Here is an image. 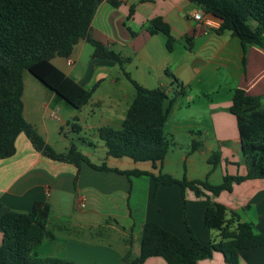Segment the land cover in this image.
<instances>
[{"label":"crops","instance_id":"0c3cea01","mask_svg":"<svg viewBox=\"0 0 264 264\" xmlns=\"http://www.w3.org/2000/svg\"><path fill=\"white\" fill-rule=\"evenodd\" d=\"M197 13H202V21L195 20ZM158 18L170 28L174 40L171 51L166 35L151 33V23ZM206 20L213 24L207 26ZM219 23L189 0H120L118 6L103 0L92 20L91 36L127 60L123 66L98 55L88 40L80 41L70 57L51 59L81 87L94 89L85 106L75 109L31 73H23L25 121L56 153H66L75 146L93 165L105 164L112 171L97 170L87 163L77 167L51 160L20 134L15 154L0 159V246L3 215L30 212L37 202L51 207L49 229L54 239L45 240L35 254L41 257L39 251L50 241L54 253L41 258L77 264H123L128 251L138 258L145 223L172 232L187 248L193 244L189 230L200 243L210 244L216 236L204 224L210 202L236 212L264 235V179L247 180L231 192L208 199L189 190L183 197L179 185H158L152 176L161 173L177 180L219 185L226 174H246L238 121L230 107L236 89L260 98L264 106V48L243 46L231 32L217 34ZM170 74L183 84L185 94L176 99L165 125L171 146L164 161L154 165L108 156L98 129L122 128L135 96L131 81L146 89L165 87L171 97L175 85ZM194 84L202 93L212 92L217 97L196 100ZM66 127L75 137H67ZM82 133H89L93 140L80 137ZM76 137L80 146L85 144L88 149L76 145ZM213 153L221 155L215 167L210 164ZM114 169L149 175L126 176ZM104 231L109 243L95 241ZM143 264L167 263L152 257ZM198 264L227 263L216 252ZM239 264H264V246L240 251Z\"/></svg>","mask_w":264,"mask_h":264},{"label":"trees","instance_id":"16d2710c","mask_svg":"<svg viewBox=\"0 0 264 264\" xmlns=\"http://www.w3.org/2000/svg\"><path fill=\"white\" fill-rule=\"evenodd\" d=\"M103 0H0V159L13 156L16 139L25 134L34 148L45 157L79 167L87 163L101 171L111 170L105 164L93 165L88 158L72 146L59 154L48 145L36 129L23 116V73L29 72L75 109L85 106L93 91L87 90L54 66L55 56L68 58L75 46L88 40L96 53L117 60L123 66L127 61L107 50L91 36V24ZM114 6L120 0H107ZM201 7L206 15L218 20L216 31L222 35L231 32L243 46L254 44L264 48V0H189ZM163 33L167 48L172 50L170 28L162 19L151 23V33ZM169 74V72H168ZM174 92L159 87L146 89L134 81V100L122 128L98 129L107 154L135 162L162 163L170 149L171 141L165 125L176 99L185 94L183 84L174 77ZM129 77V76H128ZM230 112L237 117L242 144L245 175H229L219 185L207 181L177 180L172 176L152 175L158 185L177 184L196 197L219 196L231 192L237 184L247 180L264 179V106L258 97L236 89ZM221 155L213 153L210 164L220 163ZM112 171V170H111ZM126 176L149 175L137 170L121 172ZM51 207L37 202L30 212L9 211L1 219L2 244L0 264H77L59 258H41L35 249L45 240L54 239L49 229ZM205 227L217 234L210 244H202L189 230L193 242L190 248L172 232L155 223H145L141 228V254L133 258L128 251L123 264H143L149 258H162L167 264H198L199 260L222 254L227 264H239L240 251L264 246V235L258 234L251 223L225 206L210 202L205 213Z\"/></svg>","mask_w":264,"mask_h":264},{"label":"rangeland","instance_id":"374dc122","mask_svg":"<svg viewBox=\"0 0 264 264\" xmlns=\"http://www.w3.org/2000/svg\"><path fill=\"white\" fill-rule=\"evenodd\" d=\"M194 6H195V4H194ZM27 74H29V73H27ZM192 92H193V96H194L195 98L198 97V98H196V100L204 99L206 96H209V97L215 96V97H217V95H216V94H213L212 92H210V93H202V90H200V89H199V86L196 85V84H194V86H193V91H192ZM218 95L222 96V93H219ZM193 121H194V119H193ZM194 124H196V123H194ZM68 130H69V129L66 127V128H65V134L67 135V137H69V139H71L72 137H75V135H73V136L71 135V130H69V131H68ZM80 137H83V138H85L86 140H90V141L93 140L92 136H90L89 133H87V134L82 133ZM74 143H75L76 145H78V146L81 145V143L77 140V137H76ZM83 146H85V147L88 149V146H86L85 144H84V145L82 144V146H80L81 149L85 150V147L83 148ZM213 232H214V234H217L215 231H213ZM111 235H112V234H111ZM107 237H108V235H107L106 232L104 231L103 233L100 234L99 237H96L95 241L100 240V241H102L103 243H106V242L109 243V240H108V239H110V238H107ZM110 237L113 239L112 242H114V241H115V236L112 235V236H110ZM49 242H50V241H46V242H45L46 245H44V247H42L41 250L39 251V254L41 255V257H44V256H46V255H49V254L54 253V248L51 247L50 245H48V244H51V243H49ZM112 242H110V243H112Z\"/></svg>","mask_w":264,"mask_h":264},{"label":"built area","instance_id":"2783aa9c","mask_svg":"<svg viewBox=\"0 0 264 264\" xmlns=\"http://www.w3.org/2000/svg\"><path fill=\"white\" fill-rule=\"evenodd\" d=\"M194 18H195V20H197V21H202V20H203V15H202V13H197V14L194 16ZM205 23H206L207 26H211V25L213 24L211 21H208V20H206ZM69 62L72 63V60L69 59ZM80 206H81V207H84L85 204L82 202V203L80 204Z\"/></svg>","mask_w":264,"mask_h":264},{"label":"water","instance_id":"95a60500","mask_svg":"<svg viewBox=\"0 0 264 264\" xmlns=\"http://www.w3.org/2000/svg\"><path fill=\"white\" fill-rule=\"evenodd\" d=\"M203 9H205V8H203Z\"/></svg>","mask_w":264,"mask_h":264}]
</instances>
